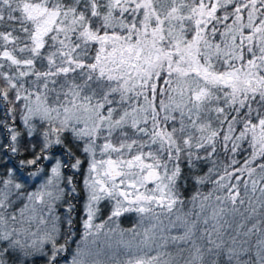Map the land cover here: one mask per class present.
<instances>
[{
    "label": "snow or ice",
    "instance_id": "snow-or-ice-1",
    "mask_svg": "<svg viewBox=\"0 0 264 264\" xmlns=\"http://www.w3.org/2000/svg\"><path fill=\"white\" fill-rule=\"evenodd\" d=\"M0 264H264V0H0Z\"/></svg>",
    "mask_w": 264,
    "mask_h": 264
},
{
    "label": "trees",
    "instance_id": "trees-1",
    "mask_svg": "<svg viewBox=\"0 0 264 264\" xmlns=\"http://www.w3.org/2000/svg\"><path fill=\"white\" fill-rule=\"evenodd\" d=\"M123 226L127 227V226H129V225L126 223V224H124Z\"/></svg>",
    "mask_w": 264,
    "mask_h": 264
}]
</instances>
